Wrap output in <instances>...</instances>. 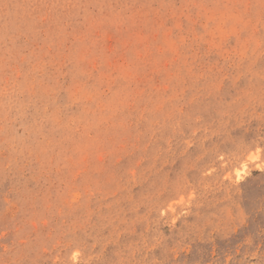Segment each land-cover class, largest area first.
Returning <instances> with one entry per match:
<instances>
[{
  "label": "rangeland",
  "instance_id": "374dc122",
  "mask_svg": "<svg viewBox=\"0 0 264 264\" xmlns=\"http://www.w3.org/2000/svg\"><path fill=\"white\" fill-rule=\"evenodd\" d=\"M0 264H264V0H0Z\"/></svg>",
  "mask_w": 264,
  "mask_h": 264
}]
</instances>
